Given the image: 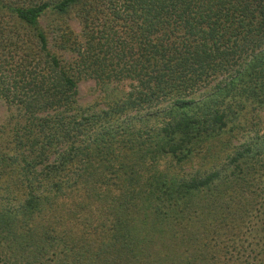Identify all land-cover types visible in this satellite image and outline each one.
Segmentation results:
<instances>
[{"label": "trees", "instance_id": "1", "mask_svg": "<svg viewBox=\"0 0 264 264\" xmlns=\"http://www.w3.org/2000/svg\"><path fill=\"white\" fill-rule=\"evenodd\" d=\"M4 12L0 233L27 264H264V0Z\"/></svg>", "mask_w": 264, "mask_h": 264}, {"label": "rangeland", "instance_id": "2", "mask_svg": "<svg viewBox=\"0 0 264 264\" xmlns=\"http://www.w3.org/2000/svg\"><path fill=\"white\" fill-rule=\"evenodd\" d=\"M6 12L2 14V21L0 22H9L7 21ZM72 26L75 31H78V25L76 21L72 20ZM0 58L5 60L8 64L3 67L2 74L3 77H7L6 73H11V69L15 70L16 65L19 63V53H17L16 49L13 46H7L0 48ZM7 70V72L5 71ZM99 90L95 86L92 80H83L79 82V102L81 104H88L91 102H95L98 99ZM16 120V111L14 106L8 105L4 100L0 98V131H3V128L8 123H14ZM2 148H0L1 151ZM0 172H2L1 168V160H0ZM2 184V183H0ZM1 202V201H0ZM11 234L7 232L0 233V264H27L26 260L19 255V251L17 249H13L15 243L13 245L10 244ZM224 239V237H223ZM88 245L84 244V248L86 249ZM17 248V247H16ZM52 251V250H51ZM17 258H21L17 260ZM55 256H53L49 252L45 260L41 264H55Z\"/></svg>", "mask_w": 264, "mask_h": 264}]
</instances>
